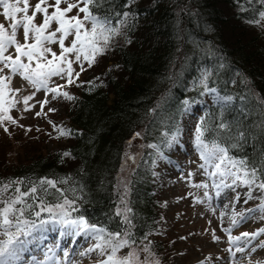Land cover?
I'll return each mask as SVG.
<instances>
[{
    "label": "trees",
    "instance_id": "trees-1",
    "mask_svg": "<svg viewBox=\"0 0 264 264\" xmlns=\"http://www.w3.org/2000/svg\"><path fill=\"white\" fill-rule=\"evenodd\" d=\"M98 11L110 17L119 34L105 51L113 57L106 70H98L88 81L91 84L74 88V99L65 106L64 120L58 125L72 132L64 136L67 145L50 153L26 154L27 162L11 164L8 170L3 153L0 184L22 180L26 188L41 178L56 180L64 195L75 200L78 211L71 218L83 217L110 232L121 231L126 225L123 215L116 213L122 194L117 179L125 147L140 133L145 151L131 169L126 192L132 231L138 240L148 234L147 243L158 236L161 192L152 168L158 151L147 145H157L167 158L169 139L183 131L187 104L195 106L189 116L195 127L204 119L208 140L232 142L227 132L217 133L221 119L252 129L257 134L252 144L230 154L257 156L253 146L260 147L259 125L264 123V27L249 21L259 20L264 4L260 0H101ZM125 12L126 19L121 15ZM206 71L211 72L208 87L216 90L210 96H205L200 81ZM217 95L232 100L218 103ZM64 152L71 155L64 157ZM49 191L47 202L56 203L60 193ZM162 246L157 239L152 241L153 255L161 257Z\"/></svg>",
    "mask_w": 264,
    "mask_h": 264
},
{
    "label": "snow or ice",
    "instance_id": "snow-or-ice-1",
    "mask_svg": "<svg viewBox=\"0 0 264 264\" xmlns=\"http://www.w3.org/2000/svg\"><path fill=\"white\" fill-rule=\"evenodd\" d=\"M100 2L101 0H0V128L5 133L10 135L9 125L24 128L26 133L32 130L19 124V119L23 117H14L11 114L13 111L31 112L39 104L40 111L35 116L46 117L48 112L57 111L56 108L44 111L51 100L61 97L66 100L74 99L68 91L62 89L74 84L80 86L77 81L87 70L85 64L91 68L97 58L105 53L112 38L119 34V29L113 26L110 17L98 11ZM260 3L264 4V0H260ZM121 15L126 19L129 13ZM261 21H264V11L259 12V20L249 22L259 24ZM53 45L59 51L54 50ZM220 66L223 67V64ZM210 75L211 72L206 71L201 83L207 92L215 93L216 90L207 85ZM16 78L23 82L20 87L13 86ZM54 78H59L64 83L58 84ZM41 91L44 99L35 100L36 94ZM22 92L28 94L21 95ZM231 100V96H216V101L225 105ZM32 101L35 103H31ZM48 123L58 133L55 138L72 135L70 130L56 125L53 121L48 120ZM259 127L261 144L259 149L253 146V151L257 152L253 159L230 154L232 149H243L252 144L257 135L252 129L244 128L238 123L230 125L221 119L216 125L217 133L227 132L232 141L224 145L215 138H205L208 128L203 118L197 124L194 147L202 161L199 168L212 180L217 195L222 189L234 187L238 183L250 189L247 193L248 199H252L251 190L258 189L264 193V123ZM36 130L40 131L39 128ZM139 136L140 133H135L134 138ZM173 142L179 143L177 136L171 138L169 146ZM147 147L159 152L155 144ZM62 155L69 157L71 153L64 152ZM160 155L163 159V154ZM129 158L133 161L135 159ZM193 175L194 173H188L189 178ZM64 182L66 181H59ZM57 183L58 181L45 177L26 188H22V180H10L0 184V264H20L23 254L29 250L28 246L37 239L36 234L46 231L49 225H71L76 233H93L97 243L89 251L98 249L104 257L98 264H159L158 260L153 259L151 241L144 243L148 234L139 240L135 237L132 231L134 224L128 215L131 208L125 205L122 212H117V215H123L126 227L121 231L110 232L103 227L89 224L83 217L71 218V213L78 211L75 200L68 199L64 191L57 187ZM193 186L205 189L209 187L207 183ZM49 189L60 193L56 203L47 202L46 197L52 195ZM205 196H208L207 192ZM236 199L239 200V197ZM247 202L246 199L244 203ZM121 203H124L123 198ZM249 211L264 213V200H261L257 209ZM237 215L245 218L243 213L233 214V225L239 223ZM223 231L229 234L230 243L237 244V252L245 250L240 244L242 237L246 244L249 239L264 234V228L257 232L242 233L240 237H232L230 228ZM213 240H219L214 232ZM257 247L264 248V241L252 247L251 251L255 252ZM64 256H68L67 251ZM31 261L42 264L36 262L35 257Z\"/></svg>",
    "mask_w": 264,
    "mask_h": 264
},
{
    "label": "rangeland",
    "instance_id": "rangeland-1",
    "mask_svg": "<svg viewBox=\"0 0 264 264\" xmlns=\"http://www.w3.org/2000/svg\"><path fill=\"white\" fill-rule=\"evenodd\" d=\"M260 24L264 27V21ZM53 48L59 51L57 46L53 45ZM106 52L97 58V62L91 68L85 64L87 70L80 75L77 84L80 86L86 84L94 79L98 70H106V65L113 58H110ZM77 71H79L78 67ZM54 79L58 84L64 83L59 78ZM22 83L19 78H16L13 86L20 87ZM80 86L74 84L62 91H68L72 95L74 88ZM25 87L27 88L26 83ZM26 94L28 93H21V95ZM210 94L206 92L205 96H210ZM43 99L42 91L36 94L35 100ZM68 102L69 100L63 97L51 100L45 106L44 111L47 112L48 108H56L57 111L48 112L46 117L37 118L35 116V113L40 111L39 104L31 112L13 111L11 113L14 117L22 116L19 124L32 130L26 133L24 128L9 125V135L0 128V156L4 153L9 165L4 170L10 169L11 164L18 165L27 162L26 154L29 156L50 153L67 145L68 140L64 137L55 138L58 133L53 131L48 120L56 125L64 120L65 106ZM194 108V105H188V117L183 118L181 122L183 131L174 135L177 136L179 143L173 142L171 146L168 144L165 148L174 161L162 159L160 155L162 152H158L153 157L154 180L157 181L161 192L156 210L159 215L158 236H152L150 240L152 242L157 239L163 244L159 254L162 258L153 255V259L158 260L159 264H264V248L257 247L255 252L251 251L252 247L264 241V234L255 239H249L246 244L244 243L245 238L242 237L240 244L245 250L237 252V244L230 243L229 234L223 231V229L230 228L232 237H240L242 233L257 232L264 228V213L249 211L257 209L261 200H264V193L258 189L251 190L252 199H248L247 193L250 189L238 183L234 187L222 189L217 195V190L212 186V180L199 168L202 161L194 147L196 124L189 117ZM188 124L189 129H187ZM37 128L40 131H37ZM144 151L140 136L133 137L125 147L124 161L117 179V190H120L122 194L117 202L116 213L122 212L125 205L128 206L126 192L129 183L128 176ZM129 157H134V161ZM189 172L194 173L190 178L188 177ZM201 183H207L209 187L205 189L193 186ZM205 192L208 196H205ZM237 197L239 200L236 199ZM122 198L124 203H121ZM246 199L248 202L244 203ZM235 213H243L245 217L241 218L237 215L236 219L239 221L237 225L231 222ZM213 232L219 237L218 241L213 240ZM36 236L37 239L28 246L29 250L23 254L20 264H34L31 261L32 257L42 264H98L101 259H104L98 249L89 251L97 243V240L93 238L94 234L76 233L71 225H49L46 231L37 233ZM77 238L78 240L74 243ZM74 244L75 246L72 247ZM65 251L68 252L67 257L64 256ZM164 252L167 255H164Z\"/></svg>",
    "mask_w": 264,
    "mask_h": 264
}]
</instances>
